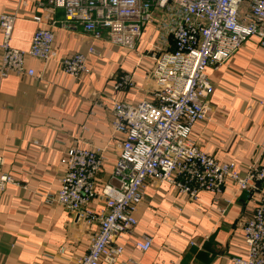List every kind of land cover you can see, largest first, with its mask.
<instances>
[{"label": "crops", "instance_id": "0c3cea01", "mask_svg": "<svg viewBox=\"0 0 264 264\" xmlns=\"http://www.w3.org/2000/svg\"><path fill=\"white\" fill-rule=\"evenodd\" d=\"M38 1L0 0V13L17 15L12 47L28 49L35 30L48 27L32 19L49 12ZM246 7L245 2L241 8ZM49 15L64 19L61 9ZM160 45L174 48L160 10L154 11L134 50L93 39L81 29L56 27L54 57L27 59L34 76L0 77L2 170L18 180L0 191V264H73L87 252L104 200L89 204L96 216L88 222L64 206L47 203L46 196L59 189L64 152L76 144L95 148L104 158L96 191L113 181L124 136L112 131L108 106L97 103L151 99L156 85L150 71ZM74 53L87 54L88 74L73 77L60 70V58ZM207 73L214 90L207 99L206 120L193 126L190 138L215 160L232 161L245 171L264 143V48L249 38L226 64ZM122 74L132 76V87L115 88ZM260 159L264 166V153ZM251 209L248 193L233 184L217 194L202 191L191 201L152 179L136 208L133 232L115 240L123 253L113 264H233V257L245 255L241 224ZM143 234L152 237L146 252L135 248Z\"/></svg>", "mask_w": 264, "mask_h": 264}, {"label": "built area", "instance_id": "2783aa9c", "mask_svg": "<svg viewBox=\"0 0 264 264\" xmlns=\"http://www.w3.org/2000/svg\"><path fill=\"white\" fill-rule=\"evenodd\" d=\"M247 7L242 10L243 3ZM24 2H22L23 4ZM46 15L32 16L47 23L33 33L28 49L10 45L16 12L0 13V77L10 73L34 76L27 59L48 61L55 55V28L81 29L93 39H106L124 50H134L144 27L160 10L174 48L160 45L153 55L151 77L156 88L151 99L135 103L100 100L108 106L113 132L123 134L120 152L112 172V182L96 191V178L104 158L95 148L74 145L64 152V172L59 189L46 196L47 203L59 204L88 222L95 219L89 204L104 200L96 220L98 230L87 252L73 264H113L123 253L115 244L122 235L133 232L135 211L144 198L148 182H166L179 194L196 200L202 191L221 193L228 184L248 191L252 209L242 222L244 257H233V264H264V143L245 171L232 161H217L190 138L193 126L206 120L207 99L214 90L208 69L226 64L249 38L264 48V0H39ZM63 11V20L49 14ZM93 53V49L89 50ZM60 70L80 77L90 72L87 54L74 53L60 58ZM130 74L117 78L115 88L132 87ZM0 191L18 184L12 174L2 170ZM152 237L142 235L135 248L146 252Z\"/></svg>", "mask_w": 264, "mask_h": 264}, {"label": "trees", "instance_id": "16d2710c", "mask_svg": "<svg viewBox=\"0 0 264 264\" xmlns=\"http://www.w3.org/2000/svg\"><path fill=\"white\" fill-rule=\"evenodd\" d=\"M247 193H248V195H249V192L248 191H246Z\"/></svg>", "mask_w": 264, "mask_h": 264}]
</instances>
